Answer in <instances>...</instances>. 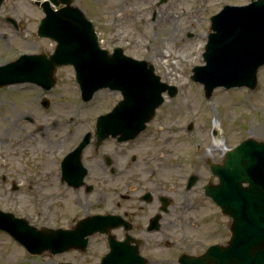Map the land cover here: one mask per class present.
Listing matches in <instances>:
<instances>
[{
	"label": "rangeland",
	"instance_id": "rangeland-1",
	"mask_svg": "<svg viewBox=\"0 0 264 264\" xmlns=\"http://www.w3.org/2000/svg\"><path fill=\"white\" fill-rule=\"evenodd\" d=\"M249 1L76 0L89 15L98 19V30L109 46L123 43L125 52L151 61L161 80L178 87L176 96L164 94L165 101L148 128L133 142L120 147L126 160L134 152L159 157L162 167L157 169L156 178L166 177L172 186H180L175 201L169 204L172 212L163 223L168 228V245L158 249L149 239V244L141 249L152 261L148 264H161L155 262V256L167 258L162 264H175V254L179 251L198 253L205 244L227 241L230 236V218L220 214L219 207L203 194L202 184L212 177L203 156L216 154L217 157L225 141L232 147L248 136L264 140V66L259 69V85L254 90L246 86H220L213 90L210 98L205 96L204 85L194 81L191 74L195 65L204 62L211 16L226 3ZM6 14L19 15L23 25L18 34L10 24L4 23L1 16ZM42 16L43 12L32 0L3 3L0 61L18 56L21 51L50 50L52 43L35 35L37 20ZM30 84L18 83L0 89V173L8 169L6 181L0 177V207L26 217L37 227H71L89 213L112 208L113 193L106 192L100 202H95V197L91 202L83 195L81 201L78 200L74 190L65 193L59 190L52 163L55 155L52 139L59 135L62 127L58 123L71 114L74 120L82 122L77 129L80 133L98 114L110 110L122 94L119 90L102 88L90 101L83 102L70 66L57 69L51 94L44 95ZM25 85L29 88L22 89ZM45 98L51 102L47 108L41 103ZM53 121L56 122L54 126ZM190 123H193L191 130L188 129ZM5 158L9 159V165L3 167ZM143 170L139 169L140 187L148 183L147 178L154 177L151 171ZM191 173L199 174L196 188L190 195L198 202L200 213L196 224L184 226L188 235L184 232L181 235V228L176 224L180 220L173 225L169 220L177 216L174 214V210L180 209L177 200L180 191L186 193L184 184ZM121 177L122 193L129 192L126 176ZM14 183L18 188H14ZM160 234L153 233L152 237ZM108 250L106 235L95 232L89 236L86 252L71 249L55 254L47 251L31 254L9 232L0 229V264H60L62 261L96 264Z\"/></svg>",
	"mask_w": 264,
	"mask_h": 264
},
{
	"label": "water",
	"instance_id": "water-1",
	"mask_svg": "<svg viewBox=\"0 0 264 264\" xmlns=\"http://www.w3.org/2000/svg\"><path fill=\"white\" fill-rule=\"evenodd\" d=\"M44 6L47 16L41 21L40 34L59 36L60 43L54 57L66 61L77 59L78 80L86 99L107 85L121 89L124 94V99L114 111L101 117L99 129L115 135L122 133L121 139L137 135L163 103V92L169 89L174 95L177 88L161 82L153 66L149 68L146 61L123 56L119 52L109 55L106 50H101L93 25L85 17H82V22L87 27L60 24L56 18L60 13L54 11L48 1ZM61 10L70 15L66 12L68 7ZM211 28L213 31L204 52L206 64L194 68L193 78L205 84L208 96L218 85L255 88L258 69L264 65V0H252L245 5H225L212 16ZM69 41H74V44L70 46ZM82 42H89V45L83 48ZM40 56L24 55L15 63L0 67V84L43 81L46 72L43 73L42 67L46 63L42 62L37 69ZM56 58L50 59L52 62L48 64L51 77L59 65ZM214 170L219 173L221 182L211 193L223 211L232 217L231 238L228 244L212 245L200 255L184 253L180 262L264 264V140L247 138L227 151L225 166L218 169L216 166ZM114 225L112 215L95 214L80 220L73 229H38L24 219L0 211V228L9 230L34 253L45 249L54 253L72 247L85 248L87 236L99 230L109 234L111 244V251L100 264H144L145 258L139 253L138 246L114 240L110 233Z\"/></svg>",
	"mask_w": 264,
	"mask_h": 264
},
{
	"label": "flooded vegetation",
	"instance_id": "flooded-vegetation-1",
	"mask_svg": "<svg viewBox=\"0 0 264 264\" xmlns=\"http://www.w3.org/2000/svg\"><path fill=\"white\" fill-rule=\"evenodd\" d=\"M15 19V21H10L8 16H5V22L8 21L12 29L19 30L22 26L20 17L16 15ZM106 46L108 47V45ZM53 89L43 91V89L39 88V92L48 95L53 92ZM58 124L62 125V127L54 143L53 150L55 155L52 159L57 187L62 191L74 190L78 194L77 198L80 201L82 195L88 199L91 194H96V200L100 202L103 194H106V192L113 193L112 212L119 216L118 220L121 219L123 224L115 229L118 239H124L127 232H129L135 236L140 249L149 244V239L158 249L167 246L168 243L165 237L168 234V228L163 226V223H166L167 215L172 212L169 204L172 205L175 201L176 192L180 186H172L166 177L161 176L159 180L156 178L159 173L157 169L162 167L160 158L154 154L151 156L149 153L134 152L129 154L126 160L124 154L120 152V147L122 144H129L134 140L121 142L116 137H109L103 140L102 143L97 144V138L92 137L85 147L82 157L87 173L85 182L80 186L72 185L63 177L62 160L65 153L71 151L78 143V137L73 136L77 131L71 129L68 121ZM53 125H56V122ZM140 154L142 157H140ZM2 164L3 167L8 166L9 159L5 158ZM142 164L143 167H141ZM139 169H144V172L151 171V176L152 174L154 175L150 179L147 178L148 183H143L141 187L138 186L141 179V171ZM7 170L1 173V177L5 181L7 179ZM76 175V180H79V170ZM121 176H126L125 179L128 182L126 186L129 192L122 193ZM211 179L209 178L208 180ZM185 182L186 193L180 191V197L177 200L180 209L177 212L174 210V214H177V216L174 220H169L172 225L180 220L176 224L180 226L181 230L184 225L196 224L195 221L200 213L198 202H195V199L190 195V192L196 188V184L191 188L187 187L189 183L188 177ZM203 192L205 193L204 186ZM127 224L133 225L128 231L126 229ZM156 232H161V234L157 238L152 237V234ZM153 258L155 262L157 260L161 264L167 259L165 256H155ZM148 262H152L151 259Z\"/></svg>",
	"mask_w": 264,
	"mask_h": 264
},
{
	"label": "bare ground",
	"instance_id": "bare-ground-1",
	"mask_svg": "<svg viewBox=\"0 0 264 264\" xmlns=\"http://www.w3.org/2000/svg\"><path fill=\"white\" fill-rule=\"evenodd\" d=\"M224 143H225V144H227V142H226V141H225Z\"/></svg>",
	"mask_w": 264,
	"mask_h": 264
}]
</instances>
